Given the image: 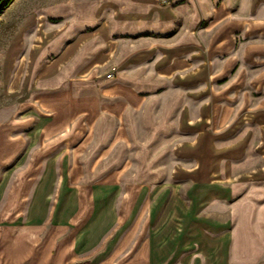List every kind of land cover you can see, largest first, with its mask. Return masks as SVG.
<instances>
[{
  "label": "crops",
  "instance_id": "0c3cea01",
  "mask_svg": "<svg viewBox=\"0 0 264 264\" xmlns=\"http://www.w3.org/2000/svg\"><path fill=\"white\" fill-rule=\"evenodd\" d=\"M0 34V264H264V0H15Z\"/></svg>",
  "mask_w": 264,
  "mask_h": 264
},
{
  "label": "rangeland",
  "instance_id": "374dc122",
  "mask_svg": "<svg viewBox=\"0 0 264 264\" xmlns=\"http://www.w3.org/2000/svg\"><path fill=\"white\" fill-rule=\"evenodd\" d=\"M15 0H8L3 2L0 5V25L3 22V16L4 13L6 12V9L13 3ZM2 34H0V88H2L5 84V69H6V58H5V40H3Z\"/></svg>",
  "mask_w": 264,
  "mask_h": 264
},
{
  "label": "built area",
  "instance_id": "2783aa9c",
  "mask_svg": "<svg viewBox=\"0 0 264 264\" xmlns=\"http://www.w3.org/2000/svg\"><path fill=\"white\" fill-rule=\"evenodd\" d=\"M6 1H8V0H6ZM173 2H174V0H161V3L163 5H171ZM111 77H112L111 75H108L107 79H111Z\"/></svg>",
  "mask_w": 264,
  "mask_h": 264
},
{
  "label": "water",
  "instance_id": "95a60500",
  "mask_svg": "<svg viewBox=\"0 0 264 264\" xmlns=\"http://www.w3.org/2000/svg\"><path fill=\"white\" fill-rule=\"evenodd\" d=\"M6 0H0V5L3 3V2H5Z\"/></svg>",
  "mask_w": 264,
  "mask_h": 264
}]
</instances>
